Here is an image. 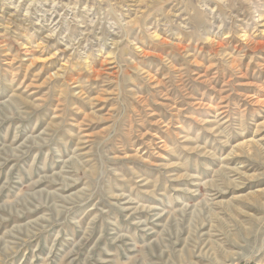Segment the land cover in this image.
Masks as SVG:
<instances>
[{
  "label": "rangeland",
  "instance_id": "obj_1",
  "mask_svg": "<svg viewBox=\"0 0 264 264\" xmlns=\"http://www.w3.org/2000/svg\"><path fill=\"white\" fill-rule=\"evenodd\" d=\"M263 140L264 0H0V264H264Z\"/></svg>",
  "mask_w": 264,
  "mask_h": 264
},
{
  "label": "bare ground",
  "instance_id": "obj_2",
  "mask_svg": "<svg viewBox=\"0 0 264 264\" xmlns=\"http://www.w3.org/2000/svg\"><path fill=\"white\" fill-rule=\"evenodd\" d=\"M250 141H251V140H250ZM263 141H264V140H263ZM251 142H252V141H251ZM261 142H262L261 140H260V141H259V140H258V141H254V140H253V145L250 146V147H255L256 145H258V146L261 147V145H262ZM249 143H250V142H249ZM251 144H252V143H251ZM247 145H248V144H247ZM240 147H241V146H240ZM238 148H239V147H238ZM246 148H247V146H246ZM241 150H242V149H241ZM263 151H264V150H263ZM231 153H232V152H231ZM254 197H255V196H254ZM242 201H243V200H242ZM260 221H261V220H260Z\"/></svg>",
  "mask_w": 264,
  "mask_h": 264
}]
</instances>
